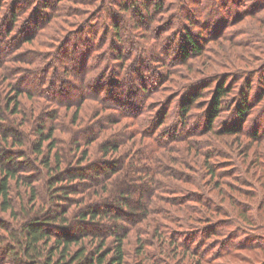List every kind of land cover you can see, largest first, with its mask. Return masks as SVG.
Here are the masks:
<instances>
[{
	"label": "rangeland",
	"instance_id": "374dc122",
	"mask_svg": "<svg viewBox=\"0 0 264 264\" xmlns=\"http://www.w3.org/2000/svg\"><path fill=\"white\" fill-rule=\"evenodd\" d=\"M152 1H159L160 8L157 6L154 8L151 3V12L147 14L141 7L138 15L145 16L140 19L134 11L119 5L118 0H0V21H3L0 26V45L6 47L5 42L16 43L12 51L9 50L7 54V56L10 54L8 57L10 59L4 61L5 67L0 66V92L6 97L9 95V98L14 96L17 98L16 103L10 104V108H7L4 114L6 120L20 118L25 114L28 123L26 122L21 130L30 139L36 137L34 122L32 124L28 121L29 110H34L41 102L44 105L47 102L44 99V101L38 100L39 98L34 94L38 93L37 90L41 85L44 89L46 87L50 89L55 83L53 89L55 98L64 101L76 99L75 103L64 108L52 105L59 110L58 129L54 134L59 144H63L72 137L73 131L80 134L77 131L79 126L76 127L79 123L82 124L80 127L90 126V122L95 121L96 113L93 112L99 114L100 102L93 98L80 99V97L89 94L93 97L92 93H95L97 84L101 86L103 93L111 85L117 84L111 81L109 75L107 77L102 75L105 72L104 68L109 64H112L110 72L114 70L117 74L121 72L119 66L114 65L118 64L114 60L117 56L123 58L121 61L123 73L119 77L118 84L123 77L135 76L138 72L145 76L146 81L153 82L156 86L160 84H158L160 78L165 79L161 84V88L164 89L147 102L154 100L159 102L168 97L169 100H173L169 108L168 125L172 121L174 126L178 125V121L182 118L178 105L183 94L188 90L200 89V86L209 84V88H205L199 98L201 103L190 108L186 114L187 134L193 129L202 130L216 84L225 82L231 92L226 95L223 102L224 105L230 106V109L221 110L215 120L214 128H222L233 123L234 107L238 103L240 92L247 93L252 107L247 119L241 123L239 121L242 125L241 133L228 137L226 141L225 138H219L209 132L201 135L198 132L191 138L195 142L198 140L205 144L207 149L204 150L205 154L191 149L190 146L187 150L184 143H178L177 145L184 150L170 153L169 156L174 157V162L163 158L161 161L177 173L178 181H173L180 191L188 194L187 191L200 190L211 196L217 205L226 209L223 211L227 212V216L220 220L225 222L224 230L222 235L217 236L220 238L215 242L229 241L232 243L231 246L237 244V247L231 251L232 257L217 262L264 264V245L260 249L247 248L248 244L255 246L258 242L264 243V0ZM12 7L17 11L14 12L17 16L15 17L17 24H13L10 10ZM35 18L39 19L34 21ZM115 26L117 27L115 31L121 37L114 36ZM185 28L192 31V35L202 46L201 55L190 50L189 57L182 58L181 43ZM27 33H34L35 37L30 39V42H23V37ZM96 61L99 66L97 72L93 69L94 63L97 66ZM2 62L3 60L0 63ZM42 71L44 72L41 73ZM97 73H100L97 78L103 76L104 81L94 84ZM5 102L8 107L9 99L5 98ZM14 108L20 110V114L12 113ZM74 112L77 113L76 118L79 121L71 123ZM106 112L104 110L103 114ZM44 114L46 113H39L38 121L43 119L46 127L51 121ZM127 122L128 118H123L120 126L125 124L124 128H128ZM96 127L97 125L90 131H83L81 136L92 135ZM254 129H258L261 133L257 141L250 133ZM70 131L72 132L69 133ZM209 138L213 139L216 148L222 151L220 156H209ZM132 140H129L128 144L132 154L144 143V140L148 141L146 137L144 140L139 137ZM95 146L96 141L89 144V147ZM255 154L259 159L255 158ZM27 158L26 154L22 161ZM223 160L226 162H221ZM204 162L208 165L213 163L220 180L231 185L220 188L226 194H221L219 187L213 188L215 179L209 181V174L205 169L207 165L202 168ZM95 164L88 174L94 172V168L98 165H101L102 169L107 168L102 161ZM223 169H231L233 175L230 177L223 174L221 171ZM234 175L240 178L239 184H233ZM33 184L38 186L39 194L46 196L47 184L44 181ZM75 187L79 188V186ZM30 192V186L25 184H18L13 188L11 197L17 212H22L25 205L27 210L34 206L35 211L38 203L34 205V200L29 199ZM130 200L133 202V199ZM62 204L65 207L68 203L63 201ZM237 206L244 209L245 216H235ZM77 207L71 205V208ZM175 212L181 216L185 215L184 211ZM206 212L209 213V210ZM0 216L8 220L13 228L17 227L15 219L10 218L6 213ZM255 216L258 218L254 219ZM161 221L165 225L160 227V231L163 232L167 228L178 229L181 225V222L176 226L165 220ZM198 222L191 221L181 226L180 231H183L181 235L190 238L200 227L204 232L210 231L208 225ZM132 235L130 238L133 237ZM142 236L144 235H141V239ZM214 238L216 237H211L207 241L212 242ZM125 248L127 252L125 264L143 263L140 261L142 255L137 256L133 240H130ZM177 252V256L172 258L162 256L161 259L166 262L164 264H209L206 261L202 263L197 261L186 249ZM0 259L4 264H12L11 260L6 261L3 255ZM144 261L146 264L147 261Z\"/></svg>",
	"mask_w": 264,
	"mask_h": 264
},
{
	"label": "trees",
	"instance_id": "16d2710c",
	"mask_svg": "<svg viewBox=\"0 0 264 264\" xmlns=\"http://www.w3.org/2000/svg\"><path fill=\"white\" fill-rule=\"evenodd\" d=\"M118 3L124 9L134 11L140 19L145 16L138 15L141 7L149 14L151 3L154 8L161 6L159 1L152 0H118ZM10 10L13 24H17L18 21L15 20L17 11L14 7ZM35 19L34 21H37L39 18ZM1 23H3L2 20L0 26ZM115 29H117L116 26L114 31ZM191 32L188 28H185L183 32L181 43L183 59L189 57L190 50L201 55L202 46ZM116 35L118 37L119 34L115 31L114 36ZM34 37V33H27L23 37V42H30L29 40ZM6 43L4 44L6 47L0 45L2 68L5 67L3 64L10 59L8 58L10 54L7 56L9 50L12 51L16 44L15 42ZM122 59L121 56L114 58L118 62L114 65H118L121 70L119 74L115 73V70L110 72L112 64L107 65L102 74L106 77L109 75L111 81L117 84L111 85L103 93L101 86L97 84L104 81L103 76L98 79L97 76L100 73H97L93 81L97 84L95 93H92L93 97H90V94L80 97V99L89 97L100 102L99 114L96 111L93 112L96 113V117L95 121L90 122L92 126L80 127L82 124L79 123L76 127L79 126L77 131L80 134L70 131L73 138L69 137L61 145L54 134L58 129L59 110L52 105L64 108L75 103L76 99L67 101L57 99L53 96L55 83L50 89L47 87L44 89L41 85L37 90L38 93L34 95L39 98L38 100L44 99L47 106L41 102L34 110H29L28 121L32 124L34 122L36 133V137L30 139L21 130L28 123L25 114L11 120H6L4 115L7 108H10V104L16 103L17 98L15 96L9 98V95L6 97L3 92H0V215L6 213L10 218L15 219L17 225L13 228L8 220L0 216V231H2L0 232V258L3 255L6 261L10 259L12 264H125L127 255L125 246L130 243V240H133L137 256L142 255L140 261L143 263L140 262V264H144V260L147 261L146 264H164L166 262L161 259L162 256L175 257L178 254L176 251L181 249H186L201 263L206 261L209 264H219L218 260L232 257L231 251L237 247V244L231 246V242L224 240L215 242L220 238L217 236L222 235L224 230L225 222L220 220L227 216V212L223 211L226 209L217 205L211 196H207L200 190L199 192L187 191L188 194L180 191L173 181H178L177 173L163 164L161 158L174 162V157L169 156L170 153L184 150L177 145L178 143H184L187 150L190 146L191 149L205 154L204 150H207L205 144L198 140L195 142L191 138L198 132H200L199 135L209 132L211 135L225 138L226 141L228 137L241 133L242 125L239 121L241 123L247 119L252 107L249 104L248 94L240 92L238 103L234 107L233 123L222 128H214L215 120L221 110L230 109V106L224 105L223 102L231 89L225 85V82H219L215 85L202 130L193 129L187 134L186 114L190 108L201 103L199 98L202 91L209 88V84L200 86V89L185 92L178 105V110L181 111L182 118L185 120L179 117L178 125L174 126L173 121L168 125L169 108L173 100H169L170 97H168L159 102L156 100L147 102L148 99L153 98V95L164 89L161 88V84L165 79L158 78V84H160L156 86L153 82L146 81L145 76L138 72L135 76L123 77L118 84L119 77L123 73ZM96 64L97 66L95 63L93 66L95 72L99 67L97 61ZM83 87L87 91V88ZM84 89L82 88L81 91ZM5 98L9 99L8 107ZM104 110L107 112L103 114ZM42 112L46 113L44 116L51 121L46 127L43 119L38 121V115ZM12 113L20 114V110L14 108ZM33 115L36 117L34 118ZM76 117L77 113L74 112L71 123L78 120ZM123 118H128L126 129L125 124L120 126ZM96 125L92 135L81 136L83 131H90ZM250 133L255 141L261 135L258 129ZM137 137L143 140L146 137L148 141L144 140V143L132 154L128 149L129 140ZM94 141L96 146L89 147V144ZM132 141L135 142V140ZM213 141L209 138V156H220L222 151L216 148ZM14 150H17L16 153L19 154H16ZM26 154L28 158L22 161ZM256 157L258 155L255 154ZM100 161L105 163L107 168L102 169L101 165H98L94 168V172L88 174V171L94 167L93 164ZM204 165H207L206 168ZM203 167L207 169L209 181L215 179L213 188L219 187V192L226 194L220 188L231 185L220 180L214 164L208 165L204 162ZM221 171L230 177L233 175L231 169ZM163 179L166 181L164 182ZM41 180L47 184L46 196L39 194L38 186L33 184L40 183ZM232 181L233 184L241 182L237 175H234ZM18 184L30 186L29 199L34 200V205L38 203L35 211L34 206L27 210L25 205L22 212H17L11 194ZM179 193L183 195L179 196ZM74 194L79 195L73 196ZM130 199H133V202ZM63 201L68 203L67 206H63ZM71 205L78 207L71 208ZM208 210L209 213L206 212ZM175 211H184L185 215L181 216ZM237 215L245 216L244 209L237 206L235 216ZM258 217L255 216L254 219ZM160 219L176 226L181 222V225L178 229L167 228L163 232L160 231V227L165 225ZM191 221L208 225L210 231L204 232L200 227L190 238L183 237L180 227ZM131 234L133 237L130 238ZM141 235L145 238L142 236L141 239ZM211 237L216 238L208 242L207 240ZM252 245L248 244L247 248L260 249L264 243L258 242L255 246ZM0 264H4L1 259Z\"/></svg>",
	"mask_w": 264,
	"mask_h": 264
}]
</instances>
